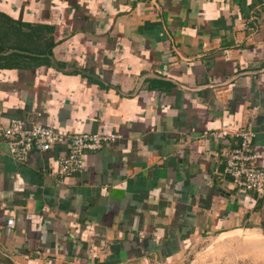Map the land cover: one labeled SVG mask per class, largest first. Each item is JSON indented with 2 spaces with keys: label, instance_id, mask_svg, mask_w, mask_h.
I'll list each match as a JSON object with an SVG mask.
<instances>
[{
  "label": "crops",
  "instance_id": "crops-1",
  "mask_svg": "<svg viewBox=\"0 0 264 264\" xmlns=\"http://www.w3.org/2000/svg\"><path fill=\"white\" fill-rule=\"evenodd\" d=\"M119 136L60 172L0 130V264H264V0H0V127Z\"/></svg>",
  "mask_w": 264,
  "mask_h": 264
},
{
  "label": "built area",
  "instance_id": "built-area-1",
  "mask_svg": "<svg viewBox=\"0 0 264 264\" xmlns=\"http://www.w3.org/2000/svg\"><path fill=\"white\" fill-rule=\"evenodd\" d=\"M9 151L18 160H26L35 151H48L62 141L67 151L60 156V172L71 175L83 168V156L88 150H98L116 139L117 133L63 132L59 128L37 121L25 122L12 118L0 127ZM239 144L228 153L225 172L231 176L235 187L264 194V168L257 164L258 155L251 144L255 133L251 128L238 129Z\"/></svg>",
  "mask_w": 264,
  "mask_h": 264
},
{
  "label": "trees",
  "instance_id": "trees-1",
  "mask_svg": "<svg viewBox=\"0 0 264 264\" xmlns=\"http://www.w3.org/2000/svg\"><path fill=\"white\" fill-rule=\"evenodd\" d=\"M225 173H226V172H225ZM226 175H227L228 177H230V179H232L231 176H230L229 174L226 173ZM242 190H243V189H242ZM244 191H245V190H244ZM251 191H252V190H251ZM253 192H255V191H253ZM257 194H258V193H257ZM258 195H263V194H258Z\"/></svg>",
  "mask_w": 264,
  "mask_h": 264
}]
</instances>
